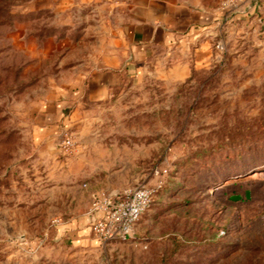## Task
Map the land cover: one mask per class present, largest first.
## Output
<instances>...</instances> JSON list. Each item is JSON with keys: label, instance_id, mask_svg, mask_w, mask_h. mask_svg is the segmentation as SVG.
Listing matches in <instances>:
<instances>
[{"label": "rangeland", "instance_id": "rangeland-1", "mask_svg": "<svg viewBox=\"0 0 264 264\" xmlns=\"http://www.w3.org/2000/svg\"><path fill=\"white\" fill-rule=\"evenodd\" d=\"M176 1L215 18L205 56L156 50L95 97L130 1L0 0V264H264V0ZM155 172L132 238L95 240L91 195Z\"/></svg>", "mask_w": 264, "mask_h": 264}, {"label": "crops", "instance_id": "crops-1", "mask_svg": "<svg viewBox=\"0 0 264 264\" xmlns=\"http://www.w3.org/2000/svg\"><path fill=\"white\" fill-rule=\"evenodd\" d=\"M122 1H130L135 14L132 23L126 30L128 52L119 59V62L117 61L118 63L111 64L107 72L97 75L96 80L89 82L87 92L95 97L104 95L115 86V83L109 82L107 79L115 74L136 77L143 74L145 66L152 59L156 50L170 51L175 49L179 51L185 48L190 50L194 47L192 59L201 60L205 56L203 53L206 48L205 45H207L205 43H208L204 41L207 40L215 22V18L211 15L203 11H194L190 7L188 9L176 0ZM76 93L74 91L68 95L70 97ZM76 99L70 98V100ZM68 101L63 94H59L55 103L52 104L54 112L58 113L55 120L54 118L53 120L47 118V121L53 122L55 125L51 129L52 133H56L59 123L63 122L64 108L70 105ZM95 219V216L87 214L86 226H88L89 232V227Z\"/></svg>", "mask_w": 264, "mask_h": 264}, {"label": "built area", "instance_id": "built-area-1", "mask_svg": "<svg viewBox=\"0 0 264 264\" xmlns=\"http://www.w3.org/2000/svg\"><path fill=\"white\" fill-rule=\"evenodd\" d=\"M158 174L152 173L150 181L120 191L92 194L88 210V215L96 217L89 227L92 237L100 243L131 239L137 223L161 189L156 180Z\"/></svg>", "mask_w": 264, "mask_h": 264}, {"label": "water", "instance_id": "water-1", "mask_svg": "<svg viewBox=\"0 0 264 264\" xmlns=\"http://www.w3.org/2000/svg\"><path fill=\"white\" fill-rule=\"evenodd\" d=\"M233 200H235V198H233Z\"/></svg>", "mask_w": 264, "mask_h": 264}, {"label": "trees", "instance_id": "trees-1", "mask_svg": "<svg viewBox=\"0 0 264 264\" xmlns=\"http://www.w3.org/2000/svg\"><path fill=\"white\" fill-rule=\"evenodd\" d=\"M222 233H224V232H222Z\"/></svg>", "mask_w": 264, "mask_h": 264}]
</instances>
